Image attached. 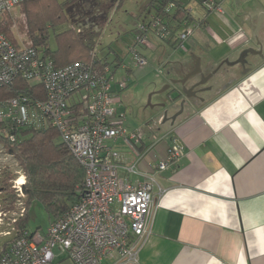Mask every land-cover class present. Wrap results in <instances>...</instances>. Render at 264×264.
<instances>
[{"label":"crops","instance_id":"obj_1","mask_svg":"<svg viewBox=\"0 0 264 264\" xmlns=\"http://www.w3.org/2000/svg\"><path fill=\"white\" fill-rule=\"evenodd\" d=\"M215 1L223 11L207 12L198 4L204 16L195 21L196 30L212 14L227 15L225 1ZM230 12L221 36L206 27L213 39L197 45V52L179 46L176 36L146 47L163 55L168 45L178 44L186 55L174 61L171 72L180 75L173 79L185 78L199 58L206 82L195 95L183 92L181 84L172 89L164 100L170 116L160 117L167 130L157 135L164 138L153 149L156 134L148 135L143 125L127 124L142 136L135 147L122 139L111 143L122 155L121 177L134 184L155 179L151 233L137 262L119 264H264V0H236ZM200 80V74L190 77L186 87ZM123 91L118 109L125 124ZM174 137L184 155L159 170L155 165ZM137 158L140 173L127 172L123 166Z\"/></svg>","mask_w":264,"mask_h":264},{"label":"built area","instance_id":"obj_2","mask_svg":"<svg viewBox=\"0 0 264 264\" xmlns=\"http://www.w3.org/2000/svg\"><path fill=\"white\" fill-rule=\"evenodd\" d=\"M196 1L173 0L163 13H155L137 26L135 43L129 50L135 66L148 63L138 46L151 47V33L161 40L176 36L179 46L185 47L199 23L186 19L170 24L167 15L175 9L193 14L191 5ZM23 2L0 0V22ZM201 4L207 12L223 11L215 0H202ZM176 25L182 28L174 32ZM115 74L116 69L100 58L95 49L89 60L58 67L45 47L0 33V88L22 78L40 84L45 91L44 98L20 91L16 96L0 99V123L10 130L56 128L85 169L80 200L52 221L45 234L27 232L15 225L26 211V176L23 170L18 171V176L11 180L16 195L11 228L0 231L4 236L15 234L2 248L0 264H62L66 258L73 264H99L104 259L117 264L138 261L151 233L155 179L150 176L134 184L119 175L122 155L111 143L122 139L135 147L142 143V136L124 124L125 115L118 106L127 81L116 80ZM163 138L154 136L150 149ZM183 155V146L174 137L166 157L155 167L167 169ZM139 158L124 165L125 170L139 174ZM3 215L7 213L0 210V225Z\"/></svg>","mask_w":264,"mask_h":264},{"label":"rangeland","instance_id":"obj_3","mask_svg":"<svg viewBox=\"0 0 264 264\" xmlns=\"http://www.w3.org/2000/svg\"><path fill=\"white\" fill-rule=\"evenodd\" d=\"M224 1L222 5L227 13L225 16L229 17L232 3L236 2V0ZM151 2L152 0H123L120 6H113L108 16L109 21L102 29L94 48L100 58L106 59L116 69L115 79L127 81V87L123 91V105L125 106L128 118L125 125L127 126L128 124L132 127H142L143 125L142 130L148 133V135L152 133L160 135V133L167 130L166 122L164 120L160 121V117L162 116L163 119H165L166 115L169 117L170 110L167 106H157L156 104H164V100H167L168 95L173 93L172 89L178 85L173 84L171 89L160 92L167 86V79L172 80L174 76L180 75L177 72L172 73L171 69H173L172 65H174V61L180 60L186 55V50L183 48L179 49L178 44L168 45L166 53L162 55L160 49L155 51L152 48L138 46V49L147 55L148 63L144 66H135L129 50L130 46L135 43L137 26L142 22L148 21L152 13H155V8L151 5ZM191 6L194 9L193 16L195 21H198L199 18L202 19L204 12L197 8V4H192ZM22 7L23 5L8 15L1 25L9 27L10 31L8 35L10 38L16 41H30L26 26V15ZM82 8L84 12L96 11L95 6L92 3L90 4V1L84 2L81 6ZM74 15L73 20L76 19L75 22L72 20L70 22L62 21L55 27L50 28L48 45L52 51L58 48L56 36L58 33L67 31L72 26L78 31L83 30L85 26H92L93 21L91 18L86 17V19L82 20L77 14V10L74 11ZM225 16L223 15L222 17L219 13L217 15L212 14L208 18L207 24H203L186 40L185 44L189 50L191 52H197V45L199 46L206 38L213 39L208 34L206 27L221 36L224 27H226L222 22ZM92 27L96 28V26ZM156 38L155 35L150 34L152 45L160 42ZM148 123L151 124V130L147 128ZM59 140L61 141V138ZM20 170H23L25 174L17 158L9 154L3 146H0V210L7 213V216L3 215L0 231L11 228L10 223L12 221L10 217L12 216L13 210L16 209L14 204L12 207L9 204V190H4V188L6 189L8 187L6 184L8 182L9 189L16 198L15 192L11 187V180L18 176V171ZM7 178L10 179L7 180ZM24 192L26 193L25 186ZM29 213L27 228L31 232L39 231L45 234L54 218V214L46 208L43 202L37 199L32 201ZM12 234L14 235L15 232ZM13 235H0V252L5 244L12 239ZM62 264H73V262L66 258L62 261Z\"/></svg>","mask_w":264,"mask_h":264},{"label":"trees","instance_id":"obj_4","mask_svg":"<svg viewBox=\"0 0 264 264\" xmlns=\"http://www.w3.org/2000/svg\"><path fill=\"white\" fill-rule=\"evenodd\" d=\"M87 1L95 6L96 11H82L81 6ZM171 1L173 0H152L151 5L154 6L155 13L161 14ZM122 2L123 0H24L22 10L26 15V26L32 45L45 47L55 58L56 65L63 67L77 60L90 59L96 40L109 21L110 10L115 5L120 6ZM201 2L202 0H197L196 4ZM75 10L82 20L89 17L93 21L92 26L98 28L85 26L83 30L78 31L72 26L69 30L56 35L58 48L52 51L48 45L50 28L62 21L75 22L76 19L73 20ZM5 18L0 22V33L10 37L9 27L1 25ZM167 19L170 24L182 23L186 19L195 20L193 14L180 9L173 10L167 15ZM181 28V25H176L174 32ZM20 91L27 94L33 92V95L39 98L45 97V91L40 84L17 78L12 85L0 88V99L16 96ZM11 134L15 136L14 140L11 139ZM59 138V131L53 127L39 130L21 127L10 130L5 124L0 123V143L9 154L17 158L26 175V211L15 224L19 229L31 232L27 227L30 206L35 199L43 202L54 214L52 221L80 200L85 184V169L66 143ZM6 184L8 187L4 190H9V204L12 207L15 196L9 189V183Z\"/></svg>","mask_w":264,"mask_h":264},{"label":"water","instance_id":"obj_5","mask_svg":"<svg viewBox=\"0 0 264 264\" xmlns=\"http://www.w3.org/2000/svg\"><path fill=\"white\" fill-rule=\"evenodd\" d=\"M196 61H197V62H196V67H195V69H194L192 72H190L189 74H187V75L185 76V78H183V79H176V80H175V79H172V80H171V83H174V84H181V85H182V91L185 92V93L188 94V95H191V94L195 95V94L197 93L196 90H195V88L206 82V79H204V78H205V75H204V73H203V71H202V69H201V67H200V60H199V58H197ZM197 74H200V75H201V80L198 81V82H195L194 84H192V85L190 86V88H187V87H186V83H187V81L190 79V77H193V76H195V75H197ZM171 83L167 84L166 87L169 88L170 85H171ZM165 90H166V88H163L160 92H163V91H165ZM150 97H151V96H150ZM164 105H165V104H161V106H164ZM175 117H176V116H174V118H175Z\"/></svg>","mask_w":264,"mask_h":264},{"label":"flooded vegetation","instance_id":"obj_6","mask_svg":"<svg viewBox=\"0 0 264 264\" xmlns=\"http://www.w3.org/2000/svg\"><path fill=\"white\" fill-rule=\"evenodd\" d=\"M198 87H200V86H198ZM198 87H196V88H198ZM196 88H195V89H196Z\"/></svg>","mask_w":264,"mask_h":264}]
</instances>
